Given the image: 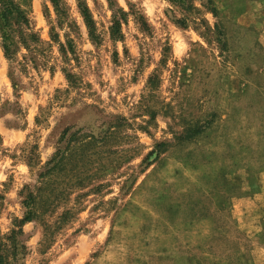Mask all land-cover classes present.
<instances>
[{
  "label": "rangeland",
  "instance_id": "rangeland-1",
  "mask_svg": "<svg viewBox=\"0 0 264 264\" xmlns=\"http://www.w3.org/2000/svg\"><path fill=\"white\" fill-rule=\"evenodd\" d=\"M16 1L41 42L0 47V235L33 195L10 262L253 264L264 0Z\"/></svg>",
  "mask_w": 264,
  "mask_h": 264
},
{
  "label": "trees",
  "instance_id": "trees-1",
  "mask_svg": "<svg viewBox=\"0 0 264 264\" xmlns=\"http://www.w3.org/2000/svg\"><path fill=\"white\" fill-rule=\"evenodd\" d=\"M54 5H57L58 0H50ZM80 13L83 17L85 25L92 35L94 23L90 12L85 5L79 4ZM214 10V9H213ZM115 32H120L119 22L114 24ZM56 38V37H55ZM41 42L40 36L33 31L30 19L27 12L21 7L16 0H0V47L5 58L11 61L14 58L16 49L21 45L29 48L31 44ZM63 47V45H61ZM65 77L68 79L69 73L63 70ZM14 89L19 88L14 73H8ZM201 129L187 131L185 138L192 137L200 132ZM160 144H157L159 148ZM23 204L26 208L24 216L21 219H15L9 232L0 235V264H12L10 260L15 261L16 255L22 253L21 248H25L21 237L24 235L23 224L30 221L33 216V195L29 193Z\"/></svg>",
  "mask_w": 264,
  "mask_h": 264
},
{
  "label": "crops",
  "instance_id": "crops-1",
  "mask_svg": "<svg viewBox=\"0 0 264 264\" xmlns=\"http://www.w3.org/2000/svg\"><path fill=\"white\" fill-rule=\"evenodd\" d=\"M262 26L264 27V21ZM259 176L260 190L253 196L237 199L234 207L240 214L238 219L248 228H254L256 232L260 233L263 229L260 221L262 215L258 214V212H264V172H261ZM261 246V251L253 258V264H264V244Z\"/></svg>",
  "mask_w": 264,
  "mask_h": 264
}]
</instances>
